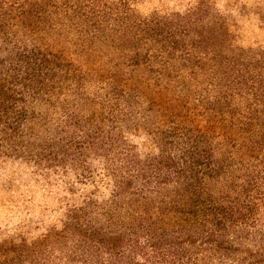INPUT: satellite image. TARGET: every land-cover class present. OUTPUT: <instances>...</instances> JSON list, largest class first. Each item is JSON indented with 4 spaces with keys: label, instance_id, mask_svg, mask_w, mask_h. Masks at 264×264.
<instances>
[{
    "label": "trees",
    "instance_id": "1",
    "mask_svg": "<svg viewBox=\"0 0 264 264\" xmlns=\"http://www.w3.org/2000/svg\"><path fill=\"white\" fill-rule=\"evenodd\" d=\"M205 13L0 0L2 149L111 187L0 264H264V50Z\"/></svg>",
    "mask_w": 264,
    "mask_h": 264
},
{
    "label": "rangeland",
    "instance_id": "2",
    "mask_svg": "<svg viewBox=\"0 0 264 264\" xmlns=\"http://www.w3.org/2000/svg\"><path fill=\"white\" fill-rule=\"evenodd\" d=\"M116 1H127L142 17L183 15L200 9L210 20L225 25L233 47L264 50V0ZM71 32H65V37L76 39ZM37 111L49 112L42 106ZM49 114L53 122L59 118L51 111ZM130 140L139 147L141 155L153 149L143 134L132 135ZM88 165L91 175L71 164L40 165L22 155L11 154L0 145V244L32 243L53 229H60L68 212L86 198L106 201L111 187L106 181L103 161L91 157Z\"/></svg>",
    "mask_w": 264,
    "mask_h": 264
}]
</instances>
